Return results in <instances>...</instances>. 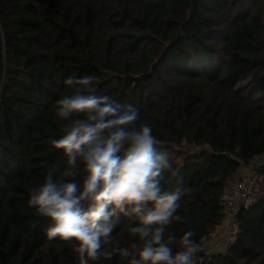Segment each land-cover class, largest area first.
I'll use <instances>...</instances> for the list:
<instances>
[{
    "label": "trees",
    "instance_id": "trees-1",
    "mask_svg": "<svg viewBox=\"0 0 264 264\" xmlns=\"http://www.w3.org/2000/svg\"><path fill=\"white\" fill-rule=\"evenodd\" d=\"M69 76H94L98 95L134 104L180 158V187L191 191L165 238L209 237L228 180L264 153V0H0V264H78L71 243L48 239L50 218L28 204L32 186L67 166L49 141L61 135L54 101ZM182 142L209 150L170 149ZM236 220L227 251L197 254L196 264H264V198ZM108 223L104 250L137 241L128 234L135 217L117 212Z\"/></svg>",
    "mask_w": 264,
    "mask_h": 264
},
{
    "label": "clouds",
    "instance_id": "clouds-1",
    "mask_svg": "<svg viewBox=\"0 0 264 264\" xmlns=\"http://www.w3.org/2000/svg\"><path fill=\"white\" fill-rule=\"evenodd\" d=\"M63 83L54 101L61 135L49 145L62 151L67 166L59 178L50 172L29 189V206L51 220L48 239L70 242L78 264L116 255L128 264H196L200 246L193 231L165 238L168 227L181 221L180 201L191 191L180 187L184 177L173 153L134 104L98 95L96 77L69 76ZM117 212L138 220L128 228L137 241L130 247L117 241L107 251L113 243L108 222Z\"/></svg>",
    "mask_w": 264,
    "mask_h": 264
},
{
    "label": "built area",
    "instance_id": "built-area-1",
    "mask_svg": "<svg viewBox=\"0 0 264 264\" xmlns=\"http://www.w3.org/2000/svg\"><path fill=\"white\" fill-rule=\"evenodd\" d=\"M264 198V153L252 156L241 164L234 181L223 192L220 202L223 207L221 224L226 229L237 227L236 215L241 210L253 207ZM200 251L207 260L217 254L220 239L204 238L199 244Z\"/></svg>",
    "mask_w": 264,
    "mask_h": 264
},
{
    "label": "rangeland",
    "instance_id": "rangeland-1",
    "mask_svg": "<svg viewBox=\"0 0 264 264\" xmlns=\"http://www.w3.org/2000/svg\"><path fill=\"white\" fill-rule=\"evenodd\" d=\"M171 150H174L175 152H185L187 154H199L202 150L208 151V147L206 146H190L184 142H182L180 145L173 144L171 145ZM175 161L177 163H180V158H175ZM235 176V175H234ZM235 177H232V179L228 180V182H233ZM237 232V227H232L231 229H226L222 225L218 226L209 236L211 239H220L221 240V246L217 253H225L228 249V247L233 243L235 240V235Z\"/></svg>",
    "mask_w": 264,
    "mask_h": 264
},
{
    "label": "water",
    "instance_id": "water-1",
    "mask_svg": "<svg viewBox=\"0 0 264 264\" xmlns=\"http://www.w3.org/2000/svg\"><path fill=\"white\" fill-rule=\"evenodd\" d=\"M180 35L182 36V35H183V33L181 32V33H180Z\"/></svg>",
    "mask_w": 264,
    "mask_h": 264
},
{
    "label": "crops",
    "instance_id": "crops-1",
    "mask_svg": "<svg viewBox=\"0 0 264 264\" xmlns=\"http://www.w3.org/2000/svg\"><path fill=\"white\" fill-rule=\"evenodd\" d=\"M234 177H235V176H234ZM231 183H232V182H231ZM229 185H230V182H229ZM229 185H228V186H229Z\"/></svg>",
    "mask_w": 264,
    "mask_h": 264
}]
</instances>
